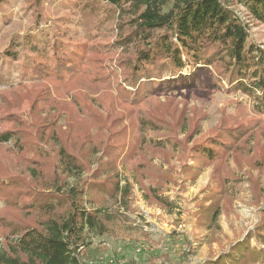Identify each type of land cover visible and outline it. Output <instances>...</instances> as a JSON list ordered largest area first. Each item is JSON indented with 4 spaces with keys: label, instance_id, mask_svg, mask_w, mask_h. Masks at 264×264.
<instances>
[{
    "label": "rangeland",
    "instance_id": "374dc122",
    "mask_svg": "<svg viewBox=\"0 0 264 264\" xmlns=\"http://www.w3.org/2000/svg\"><path fill=\"white\" fill-rule=\"evenodd\" d=\"M232 8L248 23L253 42L264 48V25L252 22L241 6L234 3ZM127 18L101 0H0V132L19 131L24 137L20 147L0 143V243L3 235L31 223L22 206L29 197L49 194L52 197L44 198L57 199L53 192L67 178L59 157L63 147L84 166L82 176H69L68 184L83 187L97 180L112 185L111 177H117L123 189L114 200L91 194L106 208L109 219L104 221L103 235L87 236L86 246L79 249L81 264H202L261 224L264 200L249 206L251 195L246 175L241 174L234 208L219 220L220 241L211 244L208 231L197 226L195 217L210 192L212 168L190 183L193 174L181 170L194 167L192 157L181 161L172 152L170 164L166 163L169 157L156 152L160 151L155 146L159 132L151 127L138 129L144 110L169 98H175L180 108L184 102L191 108L200 104L196 97H203L207 118L193 142L211 136L222 116L228 118V125L240 126L253 120L264 125V115L254 110L247 96L230 92L214 67L202 73L201 91L151 89L137 96L125 79L131 76L128 68L137 49L117 44L133 31ZM71 44L84 51L76 67L64 70L54 55L62 56ZM88 108L106 120L105 129H92L84 122L77 125ZM124 128L126 135L118 136ZM175 129L185 138L186 126ZM131 154L136 157H128ZM146 157L154 166L167 170L172 165L176 171L177 185L164 187L162 195L172 204L169 208L153 201L149 182L139 179L135 168ZM245 170L264 186V170Z\"/></svg>",
    "mask_w": 264,
    "mask_h": 264
},
{
    "label": "trees",
    "instance_id": "16d2710c",
    "mask_svg": "<svg viewBox=\"0 0 264 264\" xmlns=\"http://www.w3.org/2000/svg\"><path fill=\"white\" fill-rule=\"evenodd\" d=\"M101 1L128 17L133 28L117 44L120 48L135 46L137 49L128 68L131 76L125 78L128 79L126 83L136 89L137 96L151 89L171 93L201 91L198 82L202 73L214 67L230 86V92L247 96L254 110L264 115V48L253 42L248 23L232 8L234 3L241 6L252 22L264 25V0ZM83 51L79 44H71L62 56L55 54L54 58L59 67L70 69L76 67ZM185 70L191 71L190 74L183 76ZM166 77L171 79L164 80ZM180 80L183 84H179ZM195 102L200 104L189 108L188 102H184L180 108L175 98L158 101L144 110L145 117L139 120L138 132L149 127L159 132L156 135L160 140L155 141V146L160 151L156 152L165 153L166 159L169 157L165 160L168 164L172 152L177 153L181 161L192 157L194 167L183 166L181 170L187 175L193 174L187 179L190 183H194L206 168H212L210 192L200 202L195 217L197 226L208 231V241L212 244L220 241V218L234 208L238 186L243 183L241 174L246 175L245 183L251 195L249 206L256 207L264 200V186L245 170L246 167L264 170V156L258 160V155L264 154V125L260 120H253L249 125L232 126L228 125V118L222 116L211 130V136L203 142H193L207 118L203 97H196ZM145 103L149 104L148 100ZM105 121L88 108L79 115L77 125L84 122L86 127L105 129ZM180 125L188 128L183 139L175 129ZM125 131L126 128L118 136L126 135ZM23 140L19 131L0 132V143L14 142L20 147ZM170 149L173 150L167 152ZM59 157L64 167L63 175L67 178L82 176L83 164L64 147ZM135 170L141 181L149 182L147 188L152 200L164 208L171 207L162 195L164 187L177 185L173 166L161 169L146 157ZM67 178L63 180L64 186L62 184L59 191L53 192L56 200L44 198L52 197L48 194L42 195V202H38L40 199L32 196L22 205L31 223L3 235L0 264H81L79 249L86 246L87 236L103 235L104 221L109 219L106 208L91 194L104 195L106 201L114 200L123 189L118 186L117 177H111L112 185L94 180L83 187L74 182L68 184ZM124 192L125 195L128 192L125 187ZM261 217V224L241 234L220 254H210L202 264H264V212Z\"/></svg>",
    "mask_w": 264,
    "mask_h": 264
}]
</instances>
